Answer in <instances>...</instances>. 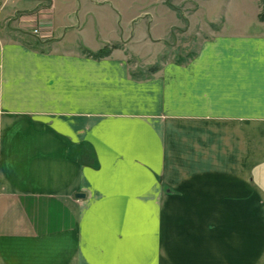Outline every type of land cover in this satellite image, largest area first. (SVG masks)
I'll list each match as a JSON object with an SVG mask.
<instances>
[{"label": "crops", "instance_id": "0c3cea01", "mask_svg": "<svg viewBox=\"0 0 264 264\" xmlns=\"http://www.w3.org/2000/svg\"><path fill=\"white\" fill-rule=\"evenodd\" d=\"M214 1L0 0V264H264V0L167 56Z\"/></svg>", "mask_w": 264, "mask_h": 264}, {"label": "rangeland", "instance_id": "374dc122", "mask_svg": "<svg viewBox=\"0 0 264 264\" xmlns=\"http://www.w3.org/2000/svg\"><path fill=\"white\" fill-rule=\"evenodd\" d=\"M185 5V3H193L195 4L198 0H181ZM226 0H216L213 3L209 4H203L202 8L197 12L196 14H193L196 9H190V7L187 5L186 9H173L176 13L179 12V15L177 13V16L179 19H181V22H185V24H188L190 22H193L194 25L193 28L189 31L186 29L185 32H177L178 35H176V32L173 33L171 36V40L169 39V43L171 44L169 46V52L167 53V56L169 58H177L180 56L187 57L188 55L195 52V50L199 46V42H201L203 39L208 38L209 33H211V30H219L220 25H222V19L217 18L216 24L210 25L205 24L207 22V18L204 15H210L215 14L217 15L220 12V9H222L223 2ZM261 9L260 13L262 12ZM209 12V13H208ZM208 13V14H207ZM259 13V14H260ZM258 14V16H259ZM259 20V18H258ZM260 21V20H259ZM204 22V23H203ZM187 26V25H186ZM190 25L187 26L189 28ZM165 56V57H167Z\"/></svg>", "mask_w": 264, "mask_h": 264}, {"label": "trees", "instance_id": "16d2710c", "mask_svg": "<svg viewBox=\"0 0 264 264\" xmlns=\"http://www.w3.org/2000/svg\"><path fill=\"white\" fill-rule=\"evenodd\" d=\"M175 10H177V9H175ZM177 11H178V10H177ZM177 13H178V15H179V12H177ZM258 18H259L260 21H264V10H262V12L259 14ZM109 51H110V49H108V48H103V49H101L100 51H98V52H96V53H92V52H90V51H88V50H84V53L87 54V55H89V56H92V57H94V58H98V57H104V56H107V55L109 54ZM155 70H156V68L153 67V68H151L149 71H150V72H154Z\"/></svg>", "mask_w": 264, "mask_h": 264}, {"label": "built area", "instance_id": "2783aa9c", "mask_svg": "<svg viewBox=\"0 0 264 264\" xmlns=\"http://www.w3.org/2000/svg\"><path fill=\"white\" fill-rule=\"evenodd\" d=\"M32 34L34 35V36H40V34H39V32H38V29H35V28H33V30H32Z\"/></svg>", "mask_w": 264, "mask_h": 264}, {"label": "water", "instance_id": "95a60500", "mask_svg": "<svg viewBox=\"0 0 264 264\" xmlns=\"http://www.w3.org/2000/svg\"><path fill=\"white\" fill-rule=\"evenodd\" d=\"M75 197H76V198H83L84 195H83V194H76Z\"/></svg>", "mask_w": 264, "mask_h": 264}]
</instances>
